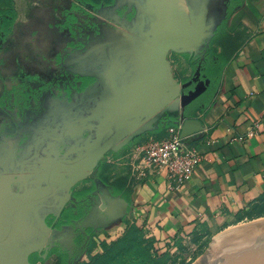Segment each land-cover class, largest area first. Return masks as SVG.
I'll use <instances>...</instances> for the list:
<instances>
[{
    "label": "crops",
    "instance_id": "obj_1",
    "mask_svg": "<svg viewBox=\"0 0 264 264\" xmlns=\"http://www.w3.org/2000/svg\"><path fill=\"white\" fill-rule=\"evenodd\" d=\"M189 3L144 0L157 28L117 39L92 73L68 78L69 96L57 102L45 94V107L26 119L3 108L0 96V264H72L88 228L122 234L130 224L161 255L263 216L264 0H226L190 74L170 68L167 105L158 86L166 83L167 51L184 40L181 6ZM145 99L154 103L144 110ZM173 122L199 136L191 143L203 153L177 189L164 174L132 169L137 145ZM124 155L127 184L114 193L102 165Z\"/></svg>",
    "mask_w": 264,
    "mask_h": 264
},
{
    "label": "rangeland",
    "instance_id": "obj_2",
    "mask_svg": "<svg viewBox=\"0 0 264 264\" xmlns=\"http://www.w3.org/2000/svg\"><path fill=\"white\" fill-rule=\"evenodd\" d=\"M190 1L191 4L181 6L184 13L182 32L198 30V41L189 39L176 46V51H167L165 61L168 72L175 66L183 76H188L195 66L226 2ZM147 9L144 0H0V96H3V108L17 109L26 119L31 109L45 107V94H53L57 102L69 96L74 88L71 80L79 77V73H92V65L100 61V52L105 54L109 46L117 44V39H127V33L137 31L142 35L157 28L156 21H149ZM112 33L124 36L111 37ZM137 39L142 41V36ZM68 78H71L69 84ZM173 86L168 77L164 86H158L160 96L163 90L167 94V105L168 93L173 91ZM153 103L145 99L140 105L145 110ZM128 170L126 156H120L118 160L103 163L102 178L114 185L116 193L126 186ZM262 219L264 215L239 220L218 232L193 237L171 252L155 255L152 261L125 256L116 264H195L213 240L236 227ZM119 232L120 229L113 231L111 227L88 228L84 251L72 264H92L91 260L104 252L105 245L121 235Z\"/></svg>",
    "mask_w": 264,
    "mask_h": 264
},
{
    "label": "built area",
    "instance_id": "obj_3",
    "mask_svg": "<svg viewBox=\"0 0 264 264\" xmlns=\"http://www.w3.org/2000/svg\"><path fill=\"white\" fill-rule=\"evenodd\" d=\"M264 125V119L262 120ZM139 158L132 169L139 176L164 174L170 189H177L189 179L203 159L198 145L186 143L176 124H168L166 134L152 136L137 145Z\"/></svg>",
    "mask_w": 264,
    "mask_h": 264
},
{
    "label": "water",
    "instance_id": "obj_4",
    "mask_svg": "<svg viewBox=\"0 0 264 264\" xmlns=\"http://www.w3.org/2000/svg\"><path fill=\"white\" fill-rule=\"evenodd\" d=\"M189 25L187 28L190 27ZM190 33L191 31L182 32L184 36L182 44L190 39L189 36L187 38L185 36ZM195 33L198 35V30L193 32ZM111 46L108 47V51L111 50ZM108 51H104L105 54L100 52V58L109 56ZM167 77L172 82L169 72H167ZM173 124L179 125L177 122ZM197 132L199 131L194 133ZM180 134L186 143L199 139V136L192 137L191 133L185 131ZM195 264H264V219L241 226L216 238Z\"/></svg>",
    "mask_w": 264,
    "mask_h": 264
},
{
    "label": "trees",
    "instance_id": "obj_5",
    "mask_svg": "<svg viewBox=\"0 0 264 264\" xmlns=\"http://www.w3.org/2000/svg\"><path fill=\"white\" fill-rule=\"evenodd\" d=\"M165 134L166 130L155 136L161 137ZM151 248L152 243L144 237L143 231L134 224H130L126 226L123 233L115 241L105 245L103 253L91 261L92 264H116L125 256L144 262L152 261L155 255L152 254Z\"/></svg>",
    "mask_w": 264,
    "mask_h": 264
},
{
    "label": "bare ground",
    "instance_id": "obj_6",
    "mask_svg": "<svg viewBox=\"0 0 264 264\" xmlns=\"http://www.w3.org/2000/svg\"><path fill=\"white\" fill-rule=\"evenodd\" d=\"M239 227H241V226H239ZM239 227H236V228H239ZM236 228H234V229H236ZM234 229H233V230H234ZM231 231H232V230H231Z\"/></svg>",
    "mask_w": 264,
    "mask_h": 264
}]
</instances>
